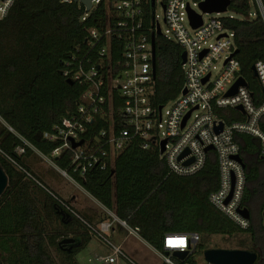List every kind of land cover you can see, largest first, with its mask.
I'll return each instance as SVG.
<instances>
[{
  "label": "trees",
  "instance_id": "obj_1",
  "mask_svg": "<svg viewBox=\"0 0 264 264\" xmlns=\"http://www.w3.org/2000/svg\"><path fill=\"white\" fill-rule=\"evenodd\" d=\"M228 11L232 18H223V26L234 33V58L240 64V76L254 104L259 106L263 91L252 68L256 62H264V0H232ZM151 12L148 5L144 11L145 29L151 28ZM106 14L103 4L83 20L84 8L77 3L14 0L8 15L0 20V166L8 180L0 196V264H78L76 255L95 235L89 229L94 228L92 220L62 200L39 175V158L65 170L80 188L163 255L164 235L197 234L199 241L189 257L183 261L171 257L174 264H199L195 256L202 257L204 251L217 248L210 243L216 236L237 240V248L257 255L254 264H264V159L260 157L258 139L234 135L245 176L241 206L250 214L246 230L209 204L208 197L219 182L215 153L211 151L205 167L189 177L170 173L158 150L142 149L135 138L110 166L104 170L93 167L83 178L72 173L66 157L51 156L59 142L44 140L43 135L53 134L55 127L76 113L85 90L76 82L67 83L62 73L66 64L74 68L83 59L97 61L102 43L97 47L87 44L91 30L101 32L104 28ZM111 46L110 59L114 62L121 53V44L114 40ZM182 51L163 37H155V85L151 95L154 108L166 105L182 90ZM216 112L225 123L244 120L231 109ZM106 127L104 120L97 118L87 127L84 138ZM258 127L264 134V114ZM19 149L23 150L21 154L17 153ZM30 189L35 193L34 202L26 196ZM40 196L45 208L43 216L35 204ZM8 198L18 204L12 209L16 218L13 227L9 223ZM59 202L78 217L64 210ZM54 210L69 213L71 220L67 224L60 222ZM44 217L57 222L52 223L51 234L44 228ZM107 219L103 212L101 221ZM68 236L80 241L70 252L69 246H58Z\"/></svg>",
  "mask_w": 264,
  "mask_h": 264
},
{
  "label": "built area",
  "instance_id": "obj_2",
  "mask_svg": "<svg viewBox=\"0 0 264 264\" xmlns=\"http://www.w3.org/2000/svg\"><path fill=\"white\" fill-rule=\"evenodd\" d=\"M63 4L77 3L84 8L83 20L91 10L101 4L107 7L105 23L101 32L90 31L88 46L97 47V61L81 60L74 68L66 64L62 75L68 80L85 86L77 103L76 113L61 126L54 128L53 134H44L43 139L59 142L52 157L64 156L70 163L74 175L83 178L93 167L106 169L113 159L129 143L138 139L144 150L156 148L164 159L170 173L179 177H189L200 172L207 163V153H215L219 182L212 192L209 204L242 230L249 228V219L243 218L238 210L241 206L245 183L244 170L239 157V147L234 142L235 134H246L260 142V157L264 159V134L258 121L264 114V62L254 64L260 82L263 98L259 106L253 102L252 95L245 87H239L236 94L226 93L241 77L240 64L234 58V33L223 26L222 18H209L204 15L200 4L205 0H91L90 10L76 0H60ZM232 0H230L231 2ZM14 0H0V20L4 19ZM162 8V30L156 5ZM152 8L151 28H144L145 8ZM193 7H198L197 14ZM229 8V7H228ZM228 8L225 12L228 11ZM189 12L201 17V24L193 27ZM217 13V12H216ZM218 14V13H217ZM232 18V15L228 16ZM159 27L160 37L182 48L185 63L181 65L184 85L180 94L160 108H154L151 95L155 85L152 74L151 33ZM121 44L120 55L112 62L111 43ZM85 61V62H84ZM218 63H221L218 69ZM207 78L205 82L204 79ZM183 91H185L183 93ZM117 98V104L114 100ZM240 107L243 112L236 108ZM231 109L241 114L243 121L225 123L217 112ZM186 119L182 126L183 120ZM101 118L107 127L98 134L85 139L87 127ZM223 123L220 133L214 128ZM83 141L73 148V143ZM166 141L163 153L161 143ZM211 150L206 151L207 148ZM23 150L19 149L18 154ZM9 159V158H8ZM46 159V158H45ZM10 160V159H9ZM48 160V159H46ZM58 173L74 185V179L65 170ZM60 206L72 216H77L62 202ZM110 218L99 223V231L89 229L100 237L112 254L107 257L96 256L100 264H114L118 258L129 261L121 250L103 237L113 223L133 232L126 222L119 220L114 213L100 205ZM85 225H87L83 220ZM169 240H183V247H170ZM199 241L197 234H166L162 248L165 255L157 252L165 264H174L173 251L189 252Z\"/></svg>",
  "mask_w": 264,
  "mask_h": 264
},
{
  "label": "water",
  "instance_id": "obj_3",
  "mask_svg": "<svg viewBox=\"0 0 264 264\" xmlns=\"http://www.w3.org/2000/svg\"><path fill=\"white\" fill-rule=\"evenodd\" d=\"M79 1L82 5H84L85 10L88 12L90 10V2L91 0H76ZM230 5V0H205L200 4V8L203 12H217V13H223L226 11V9ZM189 20L193 27H197L201 24V17L199 15H195L192 12H189ZM160 35L159 27L156 26V30L151 33V46H152V74L153 77H155V37ZM236 52L233 53V55ZM181 65L185 63V53L182 52L181 54ZM254 75L257 76L254 67L252 68ZM208 77L204 79L203 82L207 80ZM67 83L72 84L70 80H67ZM246 83L242 77H240L234 85L229 89V91L226 93V96H232L236 94L237 89L239 87H245ZM185 91H183L184 93ZM238 111L243 112V110L240 107L236 108ZM188 113L186 117L183 120L182 126L184 125L186 119L189 117ZM223 128V123H219L217 127L214 128L215 133H220ZM83 141H80L78 143H73L72 147L75 148L82 144ZM166 144V141H163L161 143L160 147V153H163L164 146ZM212 147H209L206 149V151L211 150ZM236 160L238 162L240 161V158L237 156ZM7 177L4 173L3 169L0 166V196L4 192L5 188L7 187ZM240 215L245 218L249 219L250 214L249 211L246 208L238 210ZM56 213L60 216L62 222L70 221L71 216L69 213L63 211V210H56ZM262 218V226L264 228V207L261 213ZM75 240L72 238H66L63 239L58 243L59 247L62 246H69L67 249L70 251L72 249V245L74 244ZM188 255V252L181 253L178 251H173L172 256L180 261H183L184 258ZM203 260L207 264H254L257 255L255 253L240 250V249H233V250H225V249H208L203 252Z\"/></svg>",
  "mask_w": 264,
  "mask_h": 264
},
{
  "label": "rangeland",
  "instance_id": "obj_4",
  "mask_svg": "<svg viewBox=\"0 0 264 264\" xmlns=\"http://www.w3.org/2000/svg\"><path fill=\"white\" fill-rule=\"evenodd\" d=\"M160 0H157V2H159ZM192 9L199 14L200 10L198 7H193ZM155 13L158 16V20H159V24L161 26V29L164 30L165 27L162 24V8L159 5V3L156 5L155 8ZM230 15L229 11L227 12H223V13H216V12H212L209 13L207 15H204L203 19H209V18H227ZM221 63H218V69L220 68ZM37 167L40 170L39 175H51V171L53 174L55 175H59L57 169L52 165V163L49 160L43 159V158H39V161L37 162ZM42 175V177H43ZM61 178H63L62 176H60ZM57 180H60V178H56ZM51 183H57L54 181L50 182V186L52 187L53 185H51ZM61 186V191H70L71 188H74L75 191L72 192V194L74 195V199H77V204L79 206V208L83 209V208H87V209H91L93 211H96L95 209L98 208L96 205H93L86 197H85V191L82 188H79L78 186L74 185L73 183H70L68 180H66L65 178H63L62 180V184H60ZM68 193V192H67ZM66 193V194H67ZM85 194V195H83ZM63 197H65V195H62ZM95 229L97 231H99V225H94ZM103 237L106 240H110V241H114V238L111 237V231H108L106 233H103ZM140 240L138 239V237L134 234L129 235V238L127 239V249H131V250H135L140 254V258L138 257V259H136L135 257H133L136 261L137 264H161L163 263L161 257H157L154 253L151 252V250L149 249L148 246H146V244L144 242H139ZM237 240L232 239L229 241L223 240L222 237L216 236V237H212L211 238V246H218L217 248L214 249H225V250H232V249H239L237 248ZM108 250V246L104 243V241L94 235L92 236V239L90 241V243L88 244V246L86 248H84L76 257V261L78 262V264H100L98 262L95 261V257L96 256H101L102 254H105ZM197 257V260L199 261V264H207L204 262L203 257ZM133 259V260H134Z\"/></svg>",
  "mask_w": 264,
  "mask_h": 264
},
{
  "label": "crops",
  "instance_id": "obj_5",
  "mask_svg": "<svg viewBox=\"0 0 264 264\" xmlns=\"http://www.w3.org/2000/svg\"><path fill=\"white\" fill-rule=\"evenodd\" d=\"M40 172V170H39ZM51 175H43V180L45 181V183L47 185L50 184L51 181H54V182H57V183H51V185H53L51 188L55 191V193H57L60 198L66 202H68L72 207H75V209L78 211V212H81V214L85 215L87 218L91 219L92 220V223L94 225H98L99 223L103 222V221H109V219L107 220H102V216H103V210L100 206V204L94 200L89 194L85 193L83 195H85V197L93 204V205H96L97 208H98V211L97 209H95L96 211H93L91 209H87V208H79L78 204H77V199H74V195L72 194L73 191H75L74 188H71L70 191H61V186L60 184H62V180L63 178H61L59 175H55L52 173H50ZM56 178H60V180H57ZM67 193V194H66ZM62 195H65V197H63ZM27 197H30V202L32 201L33 199V202H34V197H35V193H34V190L30 189L28 192H27ZM9 200V198H8ZM7 200V201H8ZM39 200L38 202H35L36 204V207L38 208V211L40 212V215L43 216V213H44V209L43 206H42V203H41V196L39 197ZM5 201V202H7ZM9 214H10V217H11V221H9L11 227H13L15 225V219L13 216V212H12V209L14 207H16L18 204H16L14 202V200H9ZM34 205V203H33ZM106 209V208H105ZM55 211V210H54ZM56 213V211H55ZM105 213V212H104ZM113 213V212H112ZM57 214V213H56ZM107 215V214H106ZM44 228L45 229H48L49 230V234H51V226H52V223H54L55 225V220L52 221V219H48L47 217H44ZM60 222L61 221V218H60ZM69 221H66V222H62L64 224H67ZM57 223V222H56ZM95 228V227H94ZM111 231V237L114 238V241H110L108 240L109 242H111L112 244H114L115 246H120L121 247V250L124 252V254L126 255L127 259L129 261H132L134 264H137L135 259L133 257H135L136 259H138V257L140 256V254H137L138 252L135 251V250H131V249H127V239L129 238V235H136L138 237V239L140 240L139 242H144L146 244V246L149 247V249L151 250L152 253H154L157 257H160L158 254H157V251L154 250L151 246H149L145 241H143L133 230V232H130L129 230L125 229V228H122L118 223H113L112 224V227L110 228ZM70 238H72V236H68ZM80 245V241L78 239L75 238V242L74 244L72 245V249L74 248H77L78 246ZM71 249V250H72ZM68 251V250H67ZM70 252V251H68ZM81 252V251H80ZM79 252V253H80ZM78 253V254H79ZM77 254V255H78ZM112 254V251L108 248L107 252L105 254H102L101 256L102 257H107L109 255ZM76 255V257H77ZM140 258V257H139ZM134 259V260H133ZM129 263L126 259H123V258H118L116 260V262L114 264H125V263Z\"/></svg>",
  "mask_w": 264,
  "mask_h": 264
},
{
  "label": "snow or ice",
  "instance_id": "obj_6",
  "mask_svg": "<svg viewBox=\"0 0 264 264\" xmlns=\"http://www.w3.org/2000/svg\"><path fill=\"white\" fill-rule=\"evenodd\" d=\"M168 245L170 247H183L184 241L183 240H169Z\"/></svg>",
  "mask_w": 264,
  "mask_h": 264
}]
</instances>
